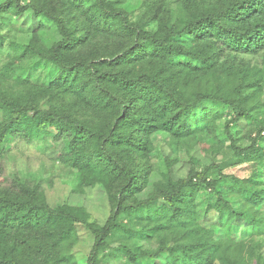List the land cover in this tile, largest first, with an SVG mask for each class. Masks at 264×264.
I'll use <instances>...</instances> for the list:
<instances>
[{
  "label": "trees",
  "instance_id": "16d2710c",
  "mask_svg": "<svg viewBox=\"0 0 264 264\" xmlns=\"http://www.w3.org/2000/svg\"><path fill=\"white\" fill-rule=\"evenodd\" d=\"M125 2L0 4V46L1 29L14 32L13 19L26 17L30 25L22 28L31 34L26 44L10 40L11 63L37 59L55 71L40 85L10 71L11 63L0 70L14 82L12 91L0 90V155L18 132L64 140L60 157L79 175V191L102 187L109 205L100 224L82 207L52 205L37 186L0 187V264H68L55 250L75 242L77 224L93 238L87 264H99L109 248L131 264H249L256 254L255 238L264 236V187L256 170L264 167V68L236 67L229 57L264 51V0L210 6L184 0L175 21L162 3L134 19ZM46 28L55 35L49 46L38 37ZM222 120L233 150L227 165L199 172L190 159L185 176L173 179L169 169L152 194L138 199L149 176L150 134L166 132L178 141L215 132ZM247 123L258 127L242 147L230 129L239 132ZM167 162L170 168L176 161ZM244 163L252 169L248 178L222 173ZM202 189L214 197L200 220ZM231 195L240 198L237 208ZM234 222L251 228L246 241L234 239Z\"/></svg>",
  "mask_w": 264,
  "mask_h": 264
},
{
  "label": "rangeland",
  "instance_id": "374dc122",
  "mask_svg": "<svg viewBox=\"0 0 264 264\" xmlns=\"http://www.w3.org/2000/svg\"><path fill=\"white\" fill-rule=\"evenodd\" d=\"M5 0H0V4ZM195 1V0H194ZM200 5L210 6L219 0H196ZM161 4L162 9L172 15V20H176L179 10L184 8V0H126L124 7L134 19L140 18L145 14L154 13L156 5ZM29 17V16H27ZM26 17L17 21L12 20L11 29H1L4 35L3 44L0 46V70L8 66L14 58V51L9 42L14 39L16 44H26L31 39L30 32H25L22 28H27ZM31 26L30 29H33ZM39 41L44 45H51L55 41V35L49 28L41 29L38 32ZM236 67H246L251 65L256 69L264 68V51L257 55H246L234 53ZM10 71H14L23 79L30 80L32 83L47 85L54 75V69L38 61L37 59H23L18 64H10ZM14 82L11 78L0 74V90L12 91ZM264 103V96L261 97ZM261 118H264L262 113ZM224 120L219 121L215 132L191 136L178 141H174L166 132H154L149 135L148 153L146 162L138 158L140 166L144 162L149 169V176L145 189L137 194L138 199L147 198L154 191L157 182L162 181L170 169L173 179L185 176L189 170L190 159L193 160L194 167L201 172L206 166L216 164L225 166L233 157V150L230 146V138L223 132ZM257 125L247 123L236 132L235 128L230 129L235 143L239 146L250 144L255 135ZM52 130V129H51ZM64 140H54L51 137L31 140L23 132L16 133L6 151L0 155V187L16 188L17 183H28L43 190L47 199L52 205L68 203L76 207H82L89 214L90 220H95L102 224L109 213V205L105 191L102 187L83 188L79 191V175L72 171L61 159L60 155L64 152ZM176 161L170 168L167 160ZM260 187H264V167H258ZM223 174L236 175L241 178H248L252 169L249 164L224 167ZM213 195L201 190L196 198V210L198 218L201 220L207 204L213 199ZM229 198L237 208L240 204L238 195H231ZM264 215V209H262ZM235 223V222H234ZM231 230V234L237 241H246L251 236V228L244 227V223ZM224 229L219 230L216 237H223ZM255 238V237H254ZM93 238L88 229L77 224L75 230V242L64 243L55 250V258L65 257L68 264H87L91 255ZM249 245V243H248ZM256 254L252 257L249 264H264V236L256 237L254 247ZM99 264H131L127 262V257L111 249L104 250L98 256ZM259 257V258H258ZM63 261V260H61ZM62 263V262H61ZM60 263V264H61ZM65 264V263H63ZM218 264V263H215Z\"/></svg>",
  "mask_w": 264,
  "mask_h": 264
}]
</instances>
